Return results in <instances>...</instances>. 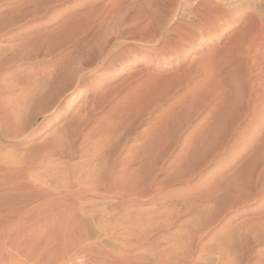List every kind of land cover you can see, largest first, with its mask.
Returning <instances> with one entry per match:
<instances>
[{
  "label": "bare ground",
  "instance_id": "obj_1",
  "mask_svg": "<svg viewBox=\"0 0 264 264\" xmlns=\"http://www.w3.org/2000/svg\"><path fill=\"white\" fill-rule=\"evenodd\" d=\"M0 264H264V0H0Z\"/></svg>",
  "mask_w": 264,
  "mask_h": 264
}]
</instances>
